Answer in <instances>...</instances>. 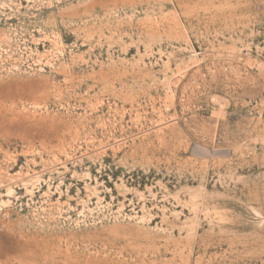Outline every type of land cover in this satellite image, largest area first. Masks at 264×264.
<instances>
[{"label": "rangeland", "instance_id": "rangeland-1", "mask_svg": "<svg viewBox=\"0 0 264 264\" xmlns=\"http://www.w3.org/2000/svg\"><path fill=\"white\" fill-rule=\"evenodd\" d=\"M0 264H264V0H0Z\"/></svg>", "mask_w": 264, "mask_h": 264}]
</instances>
